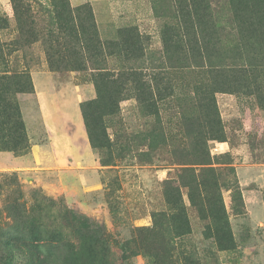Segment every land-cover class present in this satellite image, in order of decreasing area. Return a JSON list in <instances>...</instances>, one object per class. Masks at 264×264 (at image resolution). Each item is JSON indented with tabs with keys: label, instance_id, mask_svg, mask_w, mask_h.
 <instances>
[{
	"label": "trees",
	"instance_id": "1",
	"mask_svg": "<svg viewBox=\"0 0 264 264\" xmlns=\"http://www.w3.org/2000/svg\"><path fill=\"white\" fill-rule=\"evenodd\" d=\"M24 1L11 0L20 27L24 17L33 24L31 8L23 6ZM149 1L154 17L162 23L163 47L156 54L149 53L148 38L138 27L121 29L115 42L101 43L98 34L93 35L96 40L86 37V28L78 25L75 16L82 9H91L85 6L74 10L68 0H52L61 33L50 32L48 37L63 54L59 50L49 52V62H74L76 70L90 71L96 99L84 103L82 113L92 148L101 156L102 166L110 168L130 153L111 138L107 127L121 103L135 100L146 116L154 119L145 139L153 150L157 140L160 144L167 142L159 121V104L174 96L172 83L179 75H190L194 78V102L183 121L185 135L194 152L201 150L195 156V165L209 166V144L225 137L216 94L249 93L264 99V0ZM5 24L6 20L0 18V32ZM93 27L95 23L90 30L96 33ZM61 35H65L63 43ZM10 47L0 35V151L18 152L22 146L29 150L30 144L16 95L33 93L34 87L31 73L14 62L12 55L17 50ZM101 48L120 63L118 67L88 68L100 56ZM167 184L164 197L169 211L154 213L151 228L137 227L128 240L121 241L106 224L69 208L64 198L51 197L42 188L25 191L15 173L3 174L0 264H121L134 256L153 253L154 258L172 264L171 260L180 254L177 241L192 232L183 189L190 207L208 221L204 234L220 252L235 249L213 168L190 177L183 172L179 181L170 179ZM146 238L153 241L146 242ZM155 244L160 250L153 247Z\"/></svg>",
	"mask_w": 264,
	"mask_h": 264
},
{
	"label": "rangeland",
	"instance_id": "2",
	"mask_svg": "<svg viewBox=\"0 0 264 264\" xmlns=\"http://www.w3.org/2000/svg\"><path fill=\"white\" fill-rule=\"evenodd\" d=\"M68 1L74 10L85 6L91 9L89 12L82 9L75 16L78 25L86 28V37L96 40L93 35L98 34L101 43L115 42L121 29L138 27L148 38L149 53L156 54L163 47L162 23L154 17L149 0ZM23 4L31 8L33 24L24 17L20 27L11 0H0V18L7 22L0 35L12 46L10 50H17L12 55L14 62L18 61L19 68H27L31 73L34 92L16 95L30 148L22 146L18 152L0 151V176L15 173L25 191L42 188L51 197L64 198L69 208L106 224L115 237L125 241L135 228H151L154 213L169 211L164 189L170 179L179 181L183 172L190 177L213 168L236 247L231 251L218 250L214 241L204 234L208 221L201 218L196 208L190 207L187 191L183 189L192 232L177 241L180 254L171 263L264 264V99L249 93H217L225 137L209 144L211 165H195V156L201 150L199 148L197 153L192 150L183 125L184 118L190 114L189 106L194 102V78L179 75L172 83L174 96L159 104V121L167 142L160 144L157 140L153 150L147 147L154 119L146 116L141 104L129 98L121 103L117 114L108 119L107 127L111 138L130 153L116 167L102 166L101 156L90 144L82 113V105L96 99L90 71L76 70L74 62L57 64L54 61L51 65L48 54L59 49L51 44L48 34L61 33L52 0H25ZM93 23L96 33L90 30ZM60 37L63 43L65 35ZM36 39L39 40L33 42ZM98 53L100 56L92 60L88 68L119 66L103 48ZM159 65L154 61V66ZM60 133L74 136L72 147L81 153L88 144L96 154V168L72 167L64 175L60 169L49 168L52 156L48 139ZM39 146L48 152L42 161L37 156L34 160L32 155ZM21 167L27 169L19 170ZM95 175L102 184L99 189L91 190L89 184ZM153 247L160 250L159 244ZM155 262L165 264L169 260L154 258L153 253L134 256L121 264Z\"/></svg>",
	"mask_w": 264,
	"mask_h": 264
},
{
	"label": "crops",
	"instance_id": "3",
	"mask_svg": "<svg viewBox=\"0 0 264 264\" xmlns=\"http://www.w3.org/2000/svg\"><path fill=\"white\" fill-rule=\"evenodd\" d=\"M6 1V0H5ZM8 3L5 2V7ZM1 7V6H0ZM49 147L52 156L51 164L49 168L60 169L65 173H68L70 168H96L97 157L92 151V148L86 144L84 153L79 152L78 149L72 147L74 136L68 135L66 133H60L58 135H53L49 137ZM48 153L44 147H38L37 152L33 150V158L36 160V156L41 161L43 156ZM21 159V157H19ZM36 162V161H35ZM27 168L21 167L19 170H25ZM89 184V189H99L101 186L100 180L95 177Z\"/></svg>",
	"mask_w": 264,
	"mask_h": 264
}]
</instances>
